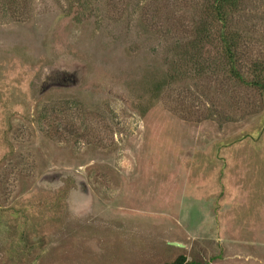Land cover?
Masks as SVG:
<instances>
[{"label": "rangeland", "instance_id": "1", "mask_svg": "<svg viewBox=\"0 0 264 264\" xmlns=\"http://www.w3.org/2000/svg\"><path fill=\"white\" fill-rule=\"evenodd\" d=\"M205 1L0 0V264H264V0L244 82Z\"/></svg>", "mask_w": 264, "mask_h": 264}, {"label": "trees", "instance_id": "2", "mask_svg": "<svg viewBox=\"0 0 264 264\" xmlns=\"http://www.w3.org/2000/svg\"><path fill=\"white\" fill-rule=\"evenodd\" d=\"M242 2L243 0H206L201 7L204 18L202 17L201 26L196 31L197 37L198 33H200L202 34V37L206 39L210 36L207 29L209 24H217L221 27L219 37L227 57L226 60L228 61V66L230 68L229 72L231 76L240 80V82L244 81L237 70V57L234 56L236 48L235 36L238 37L239 34L237 31L231 30L227 24L232 21V17L238 12V10H240L239 8ZM226 31L229 32L227 35ZM249 84L261 93H264V64L254 66L253 81ZM171 264H187V261L184 256H180Z\"/></svg>", "mask_w": 264, "mask_h": 264}, {"label": "water", "instance_id": "3", "mask_svg": "<svg viewBox=\"0 0 264 264\" xmlns=\"http://www.w3.org/2000/svg\"><path fill=\"white\" fill-rule=\"evenodd\" d=\"M176 245V244H175Z\"/></svg>", "mask_w": 264, "mask_h": 264}]
</instances>
